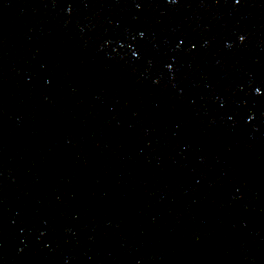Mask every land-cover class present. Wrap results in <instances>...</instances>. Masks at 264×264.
I'll use <instances>...</instances> for the list:
<instances>
[{
  "label": "water",
  "instance_id": "95a60500",
  "mask_svg": "<svg viewBox=\"0 0 264 264\" xmlns=\"http://www.w3.org/2000/svg\"><path fill=\"white\" fill-rule=\"evenodd\" d=\"M0 264H264V0H0Z\"/></svg>",
  "mask_w": 264,
  "mask_h": 264
}]
</instances>
